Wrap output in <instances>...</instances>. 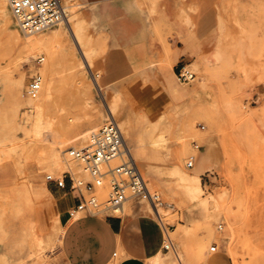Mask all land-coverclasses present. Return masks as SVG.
Listing matches in <instances>:
<instances>
[{"label": "crops", "instance_id": "obj_1", "mask_svg": "<svg viewBox=\"0 0 264 264\" xmlns=\"http://www.w3.org/2000/svg\"><path fill=\"white\" fill-rule=\"evenodd\" d=\"M76 1L89 8L87 22L97 48L104 50L97 77L109 95L119 90L121 100L131 98L134 88L143 86L145 101L152 104L158 96L172 97L168 89L182 68L195 66L202 72L197 81L195 74L193 81L180 82L185 89L170 107L174 123L187 113L208 120L207 128L199 124L207 131L200 136L189 170L217 188L225 168L237 166L233 152H239L240 166L264 167V0ZM151 10L157 15L152 16ZM157 24L159 32L153 29ZM246 81L252 83L244 89ZM247 95H251L250 116L241 112L237 117L222 109L223 101L244 102ZM233 118L245 119L246 125L235 126ZM150 149L146 147L136 161L156 163L150 159ZM156 150L161 158L164 149ZM243 172L242 183L255 186L254 198L264 200L261 176ZM14 178L12 166L0 163V189ZM221 186L230 190L225 180ZM33 190L47 196L37 220L39 229L47 230L59 217L55 225L62 229L56 250L63 264H149L163 250L162 224L145 205L130 201L128 211L118 216L72 217L70 210L80 195L70 190L67 179L64 188L46 181L45 188L33 186ZM226 194L222 193L225 200ZM196 210L185 209L184 218L197 219ZM223 217L221 251L217 247L205 264H264V201L254 210H225Z\"/></svg>", "mask_w": 264, "mask_h": 264}, {"label": "rangeland", "instance_id": "obj_2", "mask_svg": "<svg viewBox=\"0 0 264 264\" xmlns=\"http://www.w3.org/2000/svg\"><path fill=\"white\" fill-rule=\"evenodd\" d=\"M138 1L142 4L150 2ZM63 6L71 28L80 35L79 44L81 50L87 53V64L80 60V48L78 49L70 36L59 45L52 46L51 56L44 51L21 54L22 42L33 35L25 36L20 32L11 14L9 0L5 3L4 11L10 17L8 25L0 14V163L10 164L15 173L12 184L0 189V264H63L56 250L61 227L55 225L57 221L51 223L47 230L39 229L37 220L40 209L47 204V196L42 192L36 193L33 186L45 188L47 174L59 177L67 170L75 176L86 178L65 151L69 147L78 148L86 143L91 132L108 117L107 106L121 128L127 147L131 133L133 137H157L161 134L166 138L163 156L154 158V152L160 151L151 148L150 159L156 163L146 166L141 172L149 188L162 196L161 207L165 209L163 225L167 227V234L174 244L178 258L170 250H162L161 254L165 264H202V261L214 254L209 251L211 245L217 246L221 251L219 239L223 234L218 226L224 219L225 210H254L257 203L264 201L254 198L255 186L242 183V176L245 174L243 170L260 175L264 183V167L240 166L239 152H233L232 159L237 166L225 168L226 172L221 174V183L217 188L209 187L205 178L200 179L199 197L187 194L179 185V180L182 175L187 179L194 175L192 169L186 168V162L197 154L193 145L201 144L200 136L206 134L207 129L202 131L199 124L207 128L208 120L187 113L173 122L171 101L179 100V92L185 89L176 79L173 87L168 89L172 94L170 98L158 96L150 104L145 101V87L136 86V92L131 93V98L126 96L122 100H115L98 82V65L104 50L102 46L97 48L96 37L87 22L89 8L81 6L76 0L66 2ZM150 14L157 15L153 10ZM153 29L159 32L160 27L157 24ZM57 30L58 26H54L34 36L45 37ZM16 31L20 39L12 38ZM39 57L43 60L36 64L35 60ZM46 63H49L48 75L53 89L42 114L43 121L45 120L43 130L37 137L39 139H36L33 135L25 134L24 130L35 121V110L30 105L15 101L13 85L15 79L21 78L25 91L28 79L34 71L41 75L42 84L45 78L42 70ZM189 68L196 74L197 81L202 72L195 66ZM95 81L102 88L101 91L95 87ZM251 83L252 81H246L244 89L249 88ZM221 91L224 93L223 89ZM250 97L251 95H247L244 102L223 101L221 107L231 111L233 116L238 117L241 112L250 116L252 109L247 101ZM125 117H129V120L122 122ZM232 121L235 126L246 125L245 119L233 118ZM83 133H87L86 139L72 141L74 135L81 136ZM10 139L14 140L10 142ZM50 145L60 152L59 164L46 159L53 149ZM223 180L227 182L230 190L220 187ZM27 187L32 191L26 195ZM215 190H218L216 195ZM224 192L227 193V200L222 197ZM130 203L129 201L124 204L125 212L128 211ZM191 207L198 208L195 212L197 219L184 218L183 211ZM250 251L244 249L245 253Z\"/></svg>", "mask_w": 264, "mask_h": 264}, {"label": "built area", "instance_id": "obj_3", "mask_svg": "<svg viewBox=\"0 0 264 264\" xmlns=\"http://www.w3.org/2000/svg\"><path fill=\"white\" fill-rule=\"evenodd\" d=\"M9 7L20 32L25 36L50 29L67 19L65 7L60 0H9ZM42 60L39 57L35 62L40 64ZM194 78L195 73L187 67L177 74L181 83H189ZM40 89L41 75L34 71L26 84V95L35 99ZM199 127L204 128L203 125ZM193 148L198 149V144H194ZM65 153L71 161L77 163L86 178L75 176L67 170L59 177L47 174L45 180L64 188L67 179L70 190L79 193L80 201L70 210V216L122 215L124 204L129 201L145 205L155 214L157 206L162 205V196L148 187L126 145L121 128L112 115L91 132L84 145L69 147ZM193 165L194 156H191L186 162V168L190 169ZM162 229L163 250L172 251L178 258L174 244L167 234V227L162 224ZM216 248L217 246L211 245L209 251L215 253Z\"/></svg>", "mask_w": 264, "mask_h": 264}, {"label": "bare ground", "instance_id": "obj_4", "mask_svg": "<svg viewBox=\"0 0 264 264\" xmlns=\"http://www.w3.org/2000/svg\"><path fill=\"white\" fill-rule=\"evenodd\" d=\"M7 1L8 0H0V14L3 17V20L8 25V23L10 22V17H9V15L5 14L6 12H4L5 11V3ZM57 26H58L57 31L48 33L47 36H45V37H43L44 35L42 37H36V35L35 36L33 35L31 37H28V38L26 37L27 39L22 42L21 48L19 46L21 54L24 55L25 53H34L36 51H44L48 56H51L52 46L59 45L61 42L66 40L68 36H70L74 39V42L78 46V49L81 47L79 44V42H81L80 41V35L77 31H76V33L73 31V29L71 28V25L69 24L68 19H65L63 22H61ZM38 36H40V35H38ZM12 38H14V39L19 38L17 31H16V34H13ZM17 44H18V42H17ZM19 48L17 47V49H19ZM85 55H87V53L83 52L80 48V56L82 57L80 60L82 61V63L87 64V59H86ZM20 57H21V55H20ZM48 72H49V63H46L43 67V70H42V73L45 76V78L41 84V89H40L39 95L35 99L29 98L26 95V92L23 91V82H22L21 78L15 79L14 85H13V97H14L15 101L18 104L30 105L33 108V110H35V113H36L35 121L31 122L27 127L24 128V130H25V134L33 135L34 137H36V139H39L37 137H39L38 135H40L41 130H43V127H44L43 123L45 122V120L43 121V118H44V116L42 115L43 110H44L46 104L48 103V101L50 100L51 95H52L53 86H52V81L48 75ZM94 83L96 85L95 87H97V89L101 91L102 88L100 86H98L97 81H95ZM112 97L115 98V100H120L122 97L121 92L119 90H117ZM106 112H107L108 117L111 115L113 116V114H112L113 112H111V110L109 109L108 106H107ZM126 120H129V117L124 118V121L122 120V122H125ZM132 134L133 133H131V135H130V141L128 143V145H129L128 148H129V151H130L133 159L135 160L140 172H142L146 166L153 165L154 163L153 162L151 163L149 161H142V160L140 162H137L136 161L137 158L142 157L145 154L144 151H145L146 147H148V146L151 147L152 149L163 148V146L165 145V142H166V138L164 136H162L161 134L158 137H153V138L152 137H145L143 135L133 137ZM86 138H87V133H83L81 136H79V134H77V135H74L72 137V141L84 140ZM13 140L14 139H10V142H12ZM56 143H58V142H56ZM57 146H60V145L57 144ZM50 147H52V146L50 145ZM52 148L53 149L51 150V152L49 153V155L47 156L46 159H47V161L52 162L54 164H59L60 163V152L58 150H56L54 147H52ZM45 153H47V151ZM154 157L160 158L158 153L155 154ZM178 171H179V173H181L180 170H178ZM179 185L190 196L195 197V198L199 197L201 185H200V176L197 172H194V175L192 176L191 179H187V177L182 175L180 180H179ZM30 190L32 191V189L27 187L25 194L26 195L29 194ZM164 215H165V209H163L161 206H157V209L155 211V216H157V218L161 221L162 224L164 222L163 221ZM58 218H57V216L55 217L54 223H57ZM60 229H62V228H60ZM60 232H61V230L59 231V234H60ZM39 240H41V239H39ZM58 242H59V238H58ZM38 245L40 246V244H38ZM37 251H39V250H37ZM33 253L35 254V252H33ZM37 253H39V252H37ZM163 257L164 256L161 253H159L149 261V264H165L164 263L165 259ZM169 264H175V263L171 262ZM202 264H205V261H202Z\"/></svg>", "mask_w": 264, "mask_h": 264}]
</instances>
